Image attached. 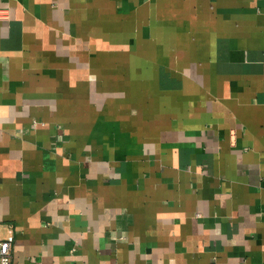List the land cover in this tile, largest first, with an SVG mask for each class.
Wrapping results in <instances>:
<instances>
[{"label": "crops", "instance_id": "obj_1", "mask_svg": "<svg viewBox=\"0 0 264 264\" xmlns=\"http://www.w3.org/2000/svg\"><path fill=\"white\" fill-rule=\"evenodd\" d=\"M0 228L13 264H264V0H0Z\"/></svg>", "mask_w": 264, "mask_h": 264}, {"label": "built area", "instance_id": "obj_2", "mask_svg": "<svg viewBox=\"0 0 264 264\" xmlns=\"http://www.w3.org/2000/svg\"><path fill=\"white\" fill-rule=\"evenodd\" d=\"M13 241L14 235L12 230L3 235L0 228V264H13Z\"/></svg>", "mask_w": 264, "mask_h": 264}]
</instances>
